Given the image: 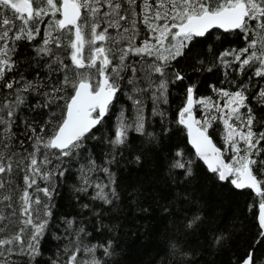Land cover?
Here are the masks:
<instances>
[{"label":"snow or ice","instance_id":"1","mask_svg":"<svg viewBox=\"0 0 264 264\" xmlns=\"http://www.w3.org/2000/svg\"><path fill=\"white\" fill-rule=\"evenodd\" d=\"M215 72L223 79L198 95V78ZM258 111L264 0H0V264H119L113 169L132 134L160 153L174 208L197 169L246 197L256 231L235 264H264ZM66 174L74 214L58 216ZM161 209L180 216L161 264H200L185 237L201 230L202 209ZM47 238L55 250L44 259ZM229 239L208 234L212 249Z\"/></svg>","mask_w":264,"mask_h":264},{"label":"trees","instance_id":"2","mask_svg":"<svg viewBox=\"0 0 264 264\" xmlns=\"http://www.w3.org/2000/svg\"><path fill=\"white\" fill-rule=\"evenodd\" d=\"M234 46L242 45L236 43ZM221 79L222 72L200 76L197 94L210 95L208 84L217 83ZM257 119L264 120V112L258 111ZM133 155H141L140 164L131 162ZM124 157L120 165L113 169L117 174L118 190L123 200L119 208L112 213V223L118 225L119 264H161L165 258L164 238L171 234L173 221L180 218L179 215L168 216L164 213L161 209L163 204H168L173 212L175 208L202 209L205 223L201 230L185 237V246L198 250L200 264H235L237 258L245 254L256 231L253 217L247 209L250 201L246 197L221 187L202 170L197 169L195 178L181 189L186 193L187 201L175 202L174 208L176 190L164 178L160 153L146 144L143 138L132 134L130 150L125 152ZM75 184L74 174H66L65 178L58 182L54 200L58 216L70 212L74 214ZM136 190H139L140 195L131 200L124 198L125 193ZM210 232L230 235L222 250L209 247ZM43 248L44 259H47L55 250V242L47 238ZM258 255L264 256V250ZM169 264H179V261L169 257Z\"/></svg>","mask_w":264,"mask_h":264}]
</instances>
